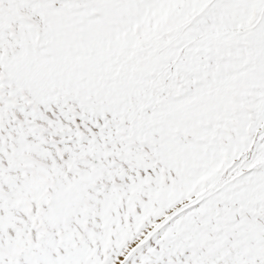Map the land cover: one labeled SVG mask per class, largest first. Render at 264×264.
Wrapping results in <instances>:
<instances>
[{"label":"snow or ice","instance_id":"1","mask_svg":"<svg viewBox=\"0 0 264 264\" xmlns=\"http://www.w3.org/2000/svg\"><path fill=\"white\" fill-rule=\"evenodd\" d=\"M0 264H264V0H0Z\"/></svg>","mask_w":264,"mask_h":264}]
</instances>
